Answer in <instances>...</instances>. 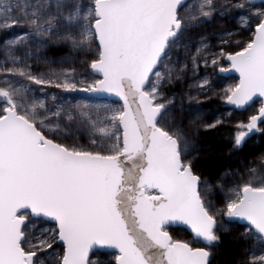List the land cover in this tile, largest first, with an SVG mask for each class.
I'll use <instances>...</instances> for the list:
<instances>
[{"label": "snow or ice", "instance_id": "snow-or-ice-1", "mask_svg": "<svg viewBox=\"0 0 264 264\" xmlns=\"http://www.w3.org/2000/svg\"><path fill=\"white\" fill-rule=\"evenodd\" d=\"M7 29L0 264H214L225 239L233 264H264V147L247 150L264 138V0H0ZM225 127L227 166L205 175Z\"/></svg>", "mask_w": 264, "mask_h": 264}, {"label": "rangeland", "instance_id": "rangeland-1", "mask_svg": "<svg viewBox=\"0 0 264 264\" xmlns=\"http://www.w3.org/2000/svg\"><path fill=\"white\" fill-rule=\"evenodd\" d=\"M256 2L259 3V0H256ZM15 34H16V30L15 29L0 30V40H2L5 37L14 36ZM225 66H227V65L225 64ZM217 72H218V69H217ZM213 79H214V81L216 82V85L219 88H224V87H227L230 84L238 82V78L236 76H233V75L228 76V75L223 74V73H219L218 75L214 74ZM71 95L75 96V98L78 99V100H82L84 102L91 103V104H94V105H104V104L114 105V104L117 103V102H114V101H111V100H106V99L103 100V99L94 98V97H91L88 94H85L83 92L73 93ZM220 106H222L224 110H230V106L225 105L219 99H214L212 101V103H210L207 107H208V110H212V109H216L217 107H220ZM255 107H258V103L254 104L250 108H247L246 111L244 109L243 110L234 111L233 112V123L236 120L245 119L246 116L248 114H250L254 110ZM209 144L212 147L206 150V153H205L206 158L203 159V162L200 165V167L202 168V166H204V164L213 155L221 156L222 157V162L217 167L205 171V175H207L209 172H215L217 169H222V168L227 166V164H226V161H227V158H228L227 149H223L222 150V149H219V148L215 147L211 143H209ZM262 147H264V138H262L259 135H257L255 137H253V139L251 141H249L247 150H249V151L257 150L258 151ZM173 232H174L175 235H177L180 238L189 239L191 237V234L188 232V230H186L183 227H174ZM225 240H227V239H225ZM197 246H202V245H197ZM220 251L221 250H218V252H217V257L214 260V264H219L218 259H219ZM234 256H235V247H234V252H233L231 260H230L231 264H233V257Z\"/></svg>", "mask_w": 264, "mask_h": 264}, {"label": "trees", "instance_id": "trees-1", "mask_svg": "<svg viewBox=\"0 0 264 264\" xmlns=\"http://www.w3.org/2000/svg\"><path fill=\"white\" fill-rule=\"evenodd\" d=\"M229 131L228 128H220L216 132L208 134V142L219 149H227V135ZM222 162V157L218 155H213L202 168L207 171L217 167ZM219 255V264H231L230 260L234 252V246L230 244L229 241L225 240L221 246Z\"/></svg>", "mask_w": 264, "mask_h": 264}, {"label": "water", "instance_id": "water-1", "mask_svg": "<svg viewBox=\"0 0 264 264\" xmlns=\"http://www.w3.org/2000/svg\"><path fill=\"white\" fill-rule=\"evenodd\" d=\"M223 74H226L228 76H231V75L236 76L239 80V74L236 73L235 71L230 70V71L223 73ZM83 93H85V92H83ZM85 94H88L89 96L94 97V98H98V99H103V100L106 99V100H111L114 102L119 101V98L116 97L114 94H109V93H85ZM238 110H243V109H238ZM177 227H183L186 230H188V232L191 234L190 229H188L186 226L181 225V226H177Z\"/></svg>", "mask_w": 264, "mask_h": 264}]
</instances>
